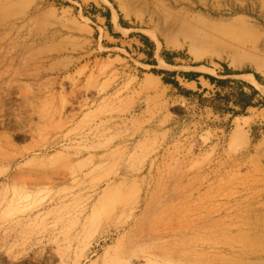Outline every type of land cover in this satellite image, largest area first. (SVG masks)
Wrapping results in <instances>:
<instances>
[{
	"label": "rangeland",
	"instance_id": "obj_1",
	"mask_svg": "<svg viewBox=\"0 0 264 264\" xmlns=\"http://www.w3.org/2000/svg\"><path fill=\"white\" fill-rule=\"evenodd\" d=\"M161 71L264 98V0H0V264H264V108Z\"/></svg>",
	"mask_w": 264,
	"mask_h": 264
},
{
	"label": "trees",
	"instance_id": "obj_2",
	"mask_svg": "<svg viewBox=\"0 0 264 264\" xmlns=\"http://www.w3.org/2000/svg\"><path fill=\"white\" fill-rule=\"evenodd\" d=\"M111 13L108 12L105 17L109 20ZM124 26V23H121ZM111 29V24L108 23ZM143 42L146 38L142 35H137ZM151 45L150 43H148ZM152 46V45H151ZM164 59L168 64H173V59L178 58L179 53L164 52ZM152 58L153 55L149 54ZM157 74L164 76L162 81L165 85L171 86L178 94L188 101H195L197 99L200 108L210 109L215 115H230L231 117L247 116L248 110L251 108H264V98L253 86L248 85L239 80L219 79L214 76L202 73L187 72H157ZM241 72H233L225 67L223 75H241ZM177 76L183 77L187 81H195L200 77H204L216 88L215 94L205 99L203 95L196 91L184 89ZM256 79L261 82V78L255 75Z\"/></svg>",
	"mask_w": 264,
	"mask_h": 264
},
{
	"label": "crops",
	"instance_id": "obj_3",
	"mask_svg": "<svg viewBox=\"0 0 264 264\" xmlns=\"http://www.w3.org/2000/svg\"><path fill=\"white\" fill-rule=\"evenodd\" d=\"M112 23L114 24V26H116L117 28H118V26L114 23V21H113V18H112ZM118 23H119V26L121 27V28H123L121 25H120V22H119V18H118ZM123 29H126V28H123ZM201 79H202V77H200V78H198L197 80H195V81H187V85L190 87V90H193L194 91V88H197V89H199L198 88V86H203V83H202V81H201ZM204 80L206 81V82H208V84L209 85H211L210 84V82L208 81V80H206L205 78H204ZM202 89H204L203 87H202ZM259 145V144H258ZM257 145V146H258ZM256 149H257V147H256ZM258 149H259V147H258Z\"/></svg>",
	"mask_w": 264,
	"mask_h": 264
},
{
	"label": "bare ground",
	"instance_id": "obj_4",
	"mask_svg": "<svg viewBox=\"0 0 264 264\" xmlns=\"http://www.w3.org/2000/svg\"><path fill=\"white\" fill-rule=\"evenodd\" d=\"M113 21H114V23H118V18H117V16L116 15H114V17H113ZM249 83H251V84H253V85H257V86H259V83L257 82V80L255 79V77L253 76V75H251V74H248V75H244L243 76Z\"/></svg>",
	"mask_w": 264,
	"mask_h": 264
}]
</instances>
